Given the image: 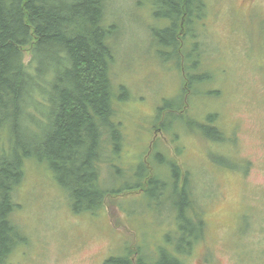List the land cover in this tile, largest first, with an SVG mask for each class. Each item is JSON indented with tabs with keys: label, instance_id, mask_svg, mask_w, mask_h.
<instances>
[{
	"label": "rangeland",
	"instance_id": "obj_1",
	"mask_svg": "<svg viewBox=\"0 0 264 264\" xmlns=\"http://www.w3.org/2000/svg\"><path fill=\"white\" fill-rule=\"evenodd\" d=\"M204 1L202 48L191 74L207 78L186 95L177 61L166 53L171 48L150 37L165 23L149 0H109L111 119L120 125L102 138L111 144L99 183L121 193L75 212L48 164L25 158L11 213L23 241L0 264H103L125 253L132 264H160L161 250L167 264L172 256L178 264H264V0ZM211 113L227 140L212 141L185 121L204 123ZM147 174V187L136 188ZM180 206L188 232L195 215L201 222V238L191 235L186 246Z\"/></svg>",
	"mask_w": 264,
	"mask_h": 264
},
{
	"label": "trees",
	"instance_id": "obj_2",
	"mask_svg": "<svg viewBox=\"0 0 264 264\" xmlns=\"http://www.w3.org/2000/svg\"><path fill=\"white\" fill-rule=\"evenodd\" d=\"M149 2L154 18L165 23L150 33L151 39L171 48L166 53L177 61L184 92H195L193 84L207 78L203 73L191 74L202 48L205 1ZM108 3L109 0H0V262L23 241L11 213L17 206L13 193L23 180L25 158L34 157L48 164L60 186L69 190L75 212L92 211L103 205L107 195L121 193L99 183L100 168L109 162L102 152L105 145L111 144L108 140L103 146L102 138L107 140V134L118 133L120 125L111 119L116 94L110 76L113 51L109 44L112 30L107 22ZM27 47L31 59L26 65L23 54ZM184 106L181 102L176 110L180 113ZM179 113L176 117L182 119ZM215 117L216 113H211L204 123L187 117L185 121L202 136L222 142L228 138L215 126ZM143 179L136 188L145 189L150 174ZM174 185L177 189V182ZM185 188H181V198ZM187 207L191 209L192 203ZM186 213L180 206L183 246L190 244L191 235L195 240L201 238L199 217L195 215L196 225L188 232ZM161 253L165 261L168 253ZM168 258L169 264H178L173 256ZM103 264L132 262L125 253L123 258L110 257Z\"/></svg>",
	"mask_w": 264,
	"mask_h": 264
}]
</instances>
